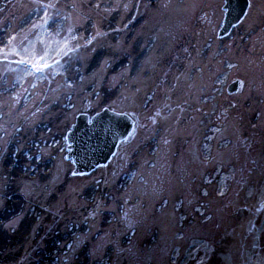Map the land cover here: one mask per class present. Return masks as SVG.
<instances>
[{"label": "rangeland", "instance_id": "374dc122", "mask_svg": "<svg viewBox=\"0 0 264 264\" xmlns=\"http://www.w3.org/2000/svg\"><path fill=\"white\" fill-rule=\"evenodd\" d=\"M248 1L218 37L224 0H0V264H264V0ZM104 107L132 136L74 175L65 133Z\"/></svg>", "mask_w": 264, "mask_h": 264}, {"label": "water", "instance_id": "95a60500", "mask_svg": "<svg viewBox=\"0 0 264 264\" xmlns=\"http://www.w3.org/2000/svg\"><path fill=\"white\" fill-rule=\"evenodd\" d=\"M248 5V0H224V17L218 37L227 36L240 23ZM237 87L238 80H233L227 87V92L233 93ZM133 131L134 120L129 115L107 107L93 115L77 114L64 136L67 150L65 160L72 164V173L87 175L98 167L105 166L116 153L118 145L126 142Z\"/></svg>", "mask_w": 264, "mask_h": 264}, {"label": "trees", "instance_id": "16d2710c", "mask_svg": "<svg viewBox=\"0 0 264 264\" xmlns=\"http://www.w3.org/2000/svg\"><path fill=\"white\" fill-rule=\"evenodd\" d=\"M121 67V66H120ZM49 166V165H48ZM45 168L47 169V165H45ZM41 170V167L39 166V170L38 171H40ZM261 263V262H260Z\"/></svg>", "mask_w": 264, "mask_h": 264}, {"label": "flooded vegetation", "instance_id": "af4514ba", "mask_svg": "<svg viewBox=\"0 0 264 264\" xmlns=\"http://www.w3.org/2000/svg\"><path fill=\"white\" fill-rule=\"evenodd\" d=\"M238 26V25H237ZM236 27V26H235ZM235 27H233L232 29H231V31H233V29L235 28ZM231 31H230V33H231Z\"/></svg>", "mask_w": 264, "mask_h": 264}]
</instances>
